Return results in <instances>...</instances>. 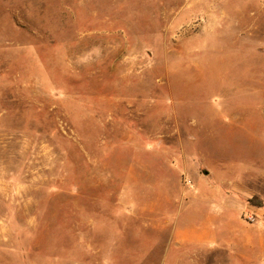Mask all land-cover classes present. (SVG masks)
Here are the masks:
<instances>
[{"label": "rangeland", "instance_id": "rangeland-1", "mask_svg": "<svg viewBox=\"0 0 264 264\" xmlns=\"http://www.w3.org/2000/svg\"><path fill=\"white\" fill-rule=\"evenodd\" d=\"M221 180L264 226V0H0V264H173Z\"/></svg>", "mask_w": 264, "mask_h": 264}, {"label": "crops", "instance_id": "crops-1", "mask_svg": "<svg viewBox=\"0 0 264 264\" xmlns=\"http://www.w3.org/2000/svg\"><path fill=\"white\" fill-rule=\"evenodd\" d=\"M220 183L224 188L208 183L214 193L213 207L202 212L193 228L183 229L177 224L178 217L174 219L170 253L174 252L177 260L173 264H260L264 258V226L248 224L236 205L232 206L239 192L234 182ZM232 187L233 195L225 193V188ZM215 206L223 211L214 210ZM167 260L164 256L162 262L167 264Z\"/></svg>", "mask_w": 264, "mask_h": 264}, {"label": "trees", "instance_id": "trees-1", "mask_svg": "<svg viewBox=\"0 0 264 264\" xmlns=\"http://www.w3.org/2000/svg\"><path fill=\"white\" fill-rule=\"evenodd\" d=\"M249 202L252 205H255L258 207H262L264 205L263 202L260 199H258V197H253V198L249 199Z\"/></svg>", "mask_w": 264, "mask_h": 264}, {"label": "built area", "instance_id": "built-area-1", "mask_svg": "<svg viewBox=\"0 0 264 264\" xmlns=\"http://www.w3.org/2000/svg\"><path fill=\"white\" fill-rule=\"evenodd\" d=\"M250 220H252V221H253L254 219H253V218H250Z\"/></svg>", "mask_w": 264, "mask_h": 264}]
</instances>
